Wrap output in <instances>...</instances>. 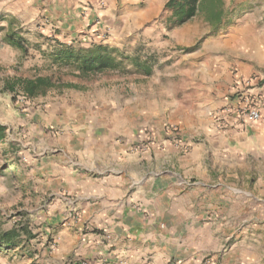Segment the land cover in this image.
<instances>
[{"label": "crops", "instance_id": "0c3cea01", "mask_svg": "<svg viewBox=\"0 0 264 264\" xmlns=\"http://www.w3.org/2000/svg\"><path fill=\"white\" fill-rule=\"evenodd\" d=\"M168 1L0 0V22L7 31L17 22L35 43L55 42L51 50L81 42L131 48L136 55L144 48L151 56L190 45L181 31L186 25L169 31L162 21ZM230 46V39L215 41L205 54L193 53L197 95L215 101L212 107L233 82ZM150 69L158 75L156 66ZM150 78L117 76L108 95L92 102L84 125L63 123L51 148L31 144L29 163L14 153L7 157L4 172L17 182L22 207L3 224L0 205V239L20 232L17 242H0V264H30L32 243L45 235L55 238V264H264V205L253 204L249 186L222 180L249 168V132L219 128L212 119L207 126L198 117L199 124L182 128L179 137L141 138L156 115L135 95ZM64 107L55 104V115ZM59 121L55 117V126L62 127ZM9 130L0 144L12 152Z\"/></svg>", "mask_w": 264, "mask_h": 264}, {"label": "rangeland", "instance_id": "374dc122", "mask_svg": "<svg viewBox=\"0 0 264 264\" xmlns=\"http://www.w3.org/2000/svg\"><path fill=\"white\" fill-rule=\"evenodd\" d=\"M165 12L167 14L165 20L162 21L166 24L167 30L173 31L182 27L170 30L167 22L172 17V12L166 10ZM214 13H221L220 22L212 19ZM185 25L181 31H186L190 45L184 48L172 46L169 49L170 53L165 51V48H159V53L156 52L149 56L144 53V48H140L139 50L143 54L136 55L131 48L120 49L100 44L115 49L122 56L121 60L130 74H111L83 82L67 74L64 70L59 74V68L55 66L53 57L55 53L68 47L76 49L90 47H85L86 45L79 47L80 42L76 47L62 46L51 50L50 46H56L55 42L50 43L48 47L35 43L29 40L30 37L26 36L29 32L25 31L17 22H12V29L9 31L5 30L4 24L0 22V124L10 128V137L7 140L13 143L15 148V151L7 152L4 151L5 146L0 144V169L3 174L0 177V205L4 211L1 215L3 224H6V220L9 221L13 216H17L18 209L22 207L17 196V182L13 175L4 172L7 157L14 153L21 162L29 163L34 156L30 149L31 144L51 148L55 144V132H60L64 128L63 123L76 122L77 127L84 125L82 121L86 119L85 116L89 114L91 117L92 102L108 95L107 92L110 91L108 86L112 85L113 87V84L117 83V76L130 79L133 78L131 75L133 72L136 73L134 74L136 76L142 75L139 74L140 70L132 64L133 59L140 57L143 58L141 61L148 63L150 67L156 66L158 73V75H154L153 69H150L151 72L148 75L151 77L150 80H147L141 92H136L135 95L145 109L148 108V104L152 106L156 115L154 123L150 124L152 130L141 134V138L149 136L159 142L161 138L179 137L182 128L199 124L198 117L207 126L215 121L219 128L233 127L232 130H235V127H242L244 129L242 131L249 132L247 140L249 148L244 149L246 157L250 161L249 179L244 180L242 177L244 171H246V176L248 174L246 167L245 169L237 168L239 178L224 175L222 180L226 184L231 183L242 189L249 186L253 204L264 205V0H206L197 16ZM4 33L10 34V38L21 42L25 50L10 45V38L4 37ZM103 39L107 41L108 36ZM226 39H230V48H233L229 54L233 82L225 87L226 91L223 92L224 96L219 106L212 107L215 101L212 103L211 98L197 95L194 86L197 59L194 58L193 53L200 51L205 54L215 41ZM94 40L90 41V44L97 42ZM173 45L175 46L174 43ZM187 60H191V62L183 65ZM59 75L63 82L79 83L86 89L84 91L54 90L36 100H28L22 93L12 94L4 89L5 82L16 77L33 79L42 76L51 77L55 81ZM57 103H61L65 107L61 114L55 115V104ZM244 105L256 108L261 113V119L251 126H247L241 116L240 107ZM93 107L95 112L97 108ZM206 107H208V112L210 110L208 114L205 111ZM66 111L67 113H64ZM68 111L71 113L69 114ZM161 113H165V115L160 117ZM55 117L60 120L62 127L61 124L55 126ZM183 136L187 137L185 134ZM200 138H194L197 140L196 143ZM52 156L54 154L45 155L47 158ZM234 169L231 168L229 175L233 174ZM10 211L13 214H10ZM54 239L45 235L34 240L32 243L34 249L30 251V254H27L31 259L30 264H55V248L54 250L50 249L54 244Z\"/></svg>", "mask_w": 264, "mask_h": 264}, {"label": "trees", "instance_id": "16d2710c", "mask_svg": "<svg viewBox=\"0 0 264 264\" xmlns=\"http://www.w3.org/2000/svg\"><path fill=\"white\" fill-rule=\"evenodd\" d=\"M205 2L206 0H169L165 5V10L172 12V17L167 22L170 30L181 27L193 20L197 16L199 9L204 7ZM212 19L220 22L221 13H214ZM9 44L20 50H25L24 45L15 39L10 38ZM121 57L115 49L104 45H94L90 48L81 49L68 47L55 53L53 58L55 59V66L59 68V74L64 70L77 80L89 82L111 74L129 75L130 71L125 68ZM132 64L140 70L139 72L141 73L139 74L150 75V65L143 63L140 58L133 59ZM134 74L136 73L133 72L131 75ZM4 89L12 94L22 93L28 100H36L54 90L84 91L86 88L79 83L63 82L59 75L55 81L51 77L42 76L33 79L16 77L12 80H7ZM6 137L7 127L0 124V142H4ZM22 232L30 234L27 230ZM19 235L20 232L14 229L4 233L0 242L9 245L17 242Z\"/></svg>", "mask_w": 264, "mask_h": 264}, {"label": "built area", "instance_id": "2783aa9c", "mask_svg": "<svg viewBox=\"0 0 264 264\" xmlns=\"http://www.w3.org/2000/svg\"><path fill=\"white\" fill-rule=\"evenodd\" d=\"M99 38L104 41L102 37ZM240 113L247 126H251L261 119V113L259 110L256 108L247 107L246 105L240 107Z\"/></svg>", "mask_w": 264, "mask_h": 264}]
</instances>
